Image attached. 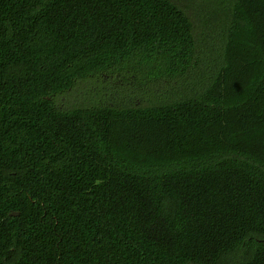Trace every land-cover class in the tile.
I'll return each mask as SVG.
<instances>
[{
    "label": "trees",
    "instance_id": "obj_1",
    "mask_svg": "<svg viewBox=\"0 0 264 264\" xmlns=\"http://www.w3.org/2000/svg\"><path fill=\"white\" fill-rule=\"evenodd\" d=\"M234 254L264 264V0H0V264Z\"/></svg>",
    "mask_w": 264,
    "mask_h": 264
},
{
    "label": "rangeland",
    "instance_id": "obj_2",
    "mask_svg": "<svg viewBox=\"0 0 264 264\" xmlns=\"http://www.w3.org/2000/svg\"><path fill=\"white\" fill-rule=\"evenodd\" d=\"M238 255L240 254H234L232 256H228L227 258H225L223 261V264H229L230 262L233 263L234 261H236L237 259H241V257H239ZM233 259V261H232Z\"/></svg>",
    "mask_w": 264,
    "mask_h": 264
},
{
    "label": "water",
    "instance_id": "obj_3",
    "mask_svg": "<svg viewBox=\"0 0 264 264\" xmlns=\"http://www.w3.org/2000/svg\"><path fill=\"white\" fill-rule=\"evenodd\" d=\"M11 216H13V217H15V216H19V213L11 214Z\"/></svg>",
    "mask_w": 264,
    "mask_h": 264
}]
</instances>
